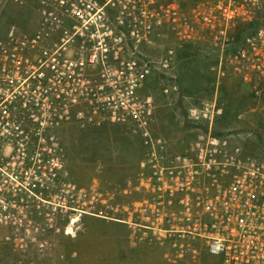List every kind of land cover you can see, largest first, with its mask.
Segmentation results:
<instances>
[{"label":"built area","instance_id":"2783aa9c","mask_svg":"<svg viewBox=\"0 0 264 264\" xmlns=\"http://www.w3.org/2000/svg\"><path fill=\"white\" fill-rule=\"evenodd\" d=\"M33 1L36 28L0 35V234L43 246L41 230L70 234L93 215L172 257L264 264V151L215 134L217 99L189 110L209 129L172 150L152 129L147 86L176 66L178 48L202 42L217 52L219 76L230 70L260 96L264 0ZM75 123L127 125L144 147L137 170L111 187L76 182L59 134Z\"/></svg>","mask_w":264,"mask_h":264},{"label":"rangeland","instance_id":"374dc122","mask_svg":"<svg viewBox=\"0 0 264 264\" xmlns=\"http://www.w3.org/2000/svg\"><path fill=\"white\" fill-rule=\"evenodd\" d=\"M35 6L33 0H24V3L9 0L1 13L0 35L14 24L23 29L36 28ZM184 54L186 65L175 66L165 74L156 72L148 81L147 86L156 99L153 131L172 150H183L211 126L208 120L191 119L189 110L216 95L224 107L232 101L234 108L226 118L222 114L214 118L213 131L230 135L234 143L243 145L251 153L264 151V76L257 81L262 94L256 97L253 85L239 82L241 78L230 70L224 76L217 74L214 68L218 54L212 49ZM250 92L253 95L248 98ZM59 134L70 176L82 185L99 183L111 187L121 183L137 170L144 155L140 138L127 125L82 127L75 123ZM10 233V228H4L0 234V264L215 263L214 258L204 254L197 259L172 257L169 254L173 252L157 247L146 235L134 233L128 225L93 215L82 216L70 234L41 230L43 246L30 244L20 248L6 240Z\"/></svg>","mask_w":264,"mask_h":264},{"label":"trees","instance_id":"16d2710c","mask_svg":"<svg viewBox=\"0 0 264 264\" xmlns=\"http://www.w3.org/2000/svg\"><path fill=\"white\" fill-rule=\"evenodd\" d=\"M206 49V45L204 47H202L201 43H186L184 44L182 47L178 48L177 52H176V66H182V65H186L187 64V59H186V54L184 53H190L193 50L198 51V50H203ZM214 57L212 56V59ZM200 62V61H199ZM203 66V63H200L199 65ZM239 82H241V79H239ZM251 95H253V92H250V95H248V98L251 97ZM218 104L223 108V113H222V117L226 118L227 116H229L233 110V103L232 101H229L227 106H223V104L221 103V100H218ZM215 134H223L220 131H214Z\"/></svg>","mask_w":264,"mask_h":264},{"label":"crops","instance_id":"0c3cea01","mask_svg":"<svg viewBox=\"0 0 264 264\" xmlns=\"http://www.w3.org/2000/svg\"><path fill=\"white\" fill-rule=\"evenodd\" d=\"M215 99H217V98H216V95H215V96L213 95V98H212V100H215ZM212 100H211V101H212Z\"/></svg>","mask_w":264,"mask_h":264}]
</instances>
